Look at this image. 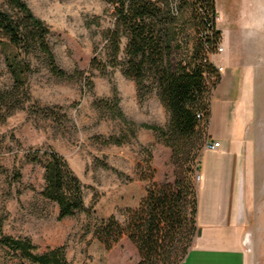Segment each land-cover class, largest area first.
<instances>
[{
  "label": "rangeland",
  "instance_id": "rangeland-1",
  "mask_svg": "<svg viewBox=\"0 0 264 264\" xmlns=\"http://www.w3.org/2000/svg\"><path fill=\"white\" fill-rule=\"evenodd\" d=\"M22 1L48 29L47 43L66 76H53L41 53L26 56L0 38V90L15 86L14 71L21 79L16 92L21 105L0 124L3 234L28 241L36 254L62 247L69 264H136L139 257L127 236L105 250L93 234L94 225L114 216L125 226L149 186L172 184L188 165L196 187L199 158L208 143L206 125L201 122L200 139L178 143L174 152L165 146L153 129H167L169 111L151 74L141 84L124 76L126 40L121 38L114 57L107 39L114 17L105 0ZM225 5L226 0H216V25L224 23ZM9 12L15 17L16 11ZM171 29L166 63L174 68L192 63L197 37L190 7ZM258 85L243 137L249 174L247 264H264V74ZM51 152L65 159L81 183L87 212L58 220L57 205L41 196ZM195 236L176 245L166 264L182 262ZM0 264L32 263L0 244Z\"/></svg>",
  "mask_w": 264,
  "mask_h": 264
},
{
  "label": "trees",
  "instance_id": "trees-1",
  "mask_svg": "<svg viewBox=\"0 0 264 264\" xmlns=\"http://www.w3.org/2000/svg\"><path fill=\"white\" fill-rule=\"evenodd\" d=\"M105 2L113 11L114 17L113 29L107 34L114 57L119 52L121 38L126 40L127 59L121 65L124 76L141 84L145 76L151 74L158 87L159 99L169 111L167 129L153 130L173 152L178 143L186 145L194 138L200 139L201 122L205 125L208 123L211 93L221 78L209 59L217 51L221 40V32L216 25L215 0ZM185 7H190L197 44L192 63L174 68L166 63L170 55L168 41L172 24ZM9 9L16 11L15 17ZM48 33L44 23L33 16L22 0H0V38H7L11 45L26 56L33 52L41 53L50 73L63 78L66 73L55 63L46 40ZM25 68H29L26 63ZM14 79L15 86L12 89L0 90V124L21 105L16 95L21 79L15 71ZM23 94L24 99H28V92ZM174 156L176 162L178 157L173 154ZM190 161H185L184 164H189ZM189 166L186 173H177L172 184L149 186L145 198L138 209L131 211L129 222L125 226L114 216L96 222L93 234L105 250H110L123 236H127L139 257L136 264H166L175 246L184 238L191 239L197 232V190ZM43 178L45 185L41 196L57 205L58 220L87 212L81 183L62 156L54 152L47 154ZM0 244L32 264H69L62 247L36 254L28 241L5 236L1 217Z\"/></svg>",
  "mask_w": 264,
  "mask_h": 264
},
{
  "label": "crops",
  "instance_id": "crops-1",
  "mask_svg": "<svg viewBox=\"0 0 264 264\" xmlns=\"http://www.w3.org/2000/svg\"><path fill=\"white\" fill-rule=\"evenodd\" d=\"M217 22L220 20L218 8ZM221 53L209 57L222 68L214 87L206 125L216 151L199 158L196 236L179 264H247L249 174L243 142L251 122L258 78L264 74V0H226Z\"/></svg>",
  "mask_w": 264,
  "mask_h": 264
},
{
  "label": "built area",
  "instance_id": "built-area-1",
  "mask_svg": "<svg viewBox=\"0 0 264 264\" xmlns=\"http://www.w3.org/2000/svg\"><path fill=\"white\" fill-rule=\"evenodd\" d=\"M222 51H223L222 46L218 45L217 52L221 53ZM215 68L218 70L219 73L222 72V68H220V67H218V68L215 67ZM198 115H201V114H198ZM219 147H220V142L219 141H217V140H208V147L204 148V150L216 151V150L219 149ZM199 179H200V176L197 175V181H199Z\"/></svg>",
  "mask_w": 264,
  "mask_h": 264
},
{
  "label": "bare ground",
  "instance_id": "bare-ground-1",
  "mask_svg": "<svg viewBox=\"0 0 264 264\" xmlns=\"http://www.w3.org/2000/svg\"><path fill=\"white\" fill-rule=\"evenodd\" d=\"M206 147H208V143L206 144Z\"/></svg>",
  "mask_w": 264,
  "mask_h": 264
}]
</instances>
